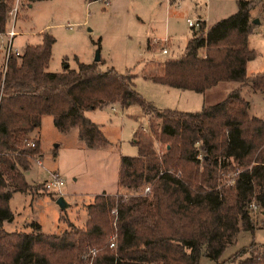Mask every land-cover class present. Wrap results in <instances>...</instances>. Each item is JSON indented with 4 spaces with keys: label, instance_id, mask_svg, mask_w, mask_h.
<instances>
[{
    "label": "trees",
    "instance_id": "trees-1",
    "mask_svg": "<svg viewBox=\"0 0 264 264\" xmlns=\"http://www.w3.org/2000/svg\"><path fill=\"white\" fill-rule=\"evenodd\" d=\"M13 1L0 0V33ZM235 2L231 15L210 25L199 20L180 55L164 60L159 73L147 77L197 93L222 81L239 86L198 111L159 112L160 152L154 140L136 130V155L119 158L116 187L121 191L93 195L83 225L59 234L42 233L36 222L29 232L2 228L13 219L11 195L42 187L24 177L39 156L41 117L50 116L59 132L75 130L84 147L99 149L109 142L87 111L111 104H137L144 114L151 108L134 90L132 74L101 70L99 60L48 71L54 38L47 33H41L39 44L8 56L0 70V264H82L88 249L95 250L91 264H198L200 252L220 264L219 256L236 235L254 230L249 205L264 211V112L260 118L251 115L239 91L248 85L264 93V70L245 74L247 62L257 55L247 46L253 30L249 10L257 1ZM229 169L235 171L230 183L218 182ZM144 186L149 191L142 194ZM262 247L251 242L230 254L228 262L264 264Z\"/></svg>",
    "mask_w": 264,
    "mask_h": 264
},
{
    "label": "rangeland",
    "instance_id": "rangeland-1",
    "mask_svg": "<svg viewBox=\"0 0 264 264\" xmlns=\"http://www.w3.org/2000/svg\"><path fill=\"white\" fill-rule=\"evenodd\" d=\"M253 1L257 3L249 10L254 23L247 46L257 55L247 62L246 76L264 70V0ZM14 7V30L21 33L12 40L13 47L18 49L25 43H39L41 33L51 35L54 42L48 71H59L62 58L70 67L75 66L74 56L83 63H90L97 51L101 70L111 67L119 74L133 75V88L151 111H148V121L137 104L125 108L111 104L87 111V117L100 125L109 142L106 147L96 150L82 145L77 147L75 130L59 132L51 118L45 116L38 130L40 155L31 161V166L24 173L27 183L42 184V187L11 195L8 208L13 219L8 224L4 222L6 231H31V222L38 223L44 234H59L81 227L92 194L121 191L116 187L119 158L136 155L132 144L136 130L144 127L145 131H140L154 140L155 148L160 152L163 145L157 140L159 112L164 109L198 111L202 106L222 100L230 90L239 86L233 81H222L205 93H197L168 87L147 77L158 74L159 64L165 59L180 55L193 29L187 26L186 19L199 20L200 17L210 25L234 13L235 0H110L107 5L99 0H14L11 9ZM9 26L10 17H7L6 28ZM151 38H166L164 46L167 53L161 54L159 45L150 43ZM97 40L98 45L95 44ZM239 92L248 101L250 114H263V92H253L248 85L241 86ZM52 173L60 176L62 186L59 191L47 192L43 189V181L48 180ZM234 175L235 171L229 169L220 175L218 182L228 184ZM64 191L73 195L64 196ZM58 196L66 201L65 209L55 204ZM250 211L255 222L254 230L239 232L235 241L223 250L218 263L229 264L230 254L251 242L264 248V227L260 226L264 211L259 212L256 208H250ZM92 260L81 258L82 264H91ZM198 264L215 263L200 252Z\"/></svg>",
    "mask_w": 264,
    "mask_h": 264
},
{
    "label": "built area",
    "instance_id": "built-area-1",
    "mask_svg": "<svg viewBox=\"0 0 264 264\" xmlns=\"http://www.w3.org/2000/svg\"><path fill=\"white\" fill-rule=\"evenodd\" d=\"M103 4L107 5L110 0H99ZM16 8H12L8 10L6 17H10V26L6 28L3 32L0 33V66L1 71H4L5 65H6V60L9 55L14 54L18 55L20 51L16 49L15 47L12 46V40L13 36L16 34L14 30V15H15ZM198 22L199 20H192V19H186V24L189 27L197 28L198 27ZM167 42L166 38H163L162 40H157L155 38L150 39L151 44L159 45V51L161 54H166L167 50L164 46V44ZM149 44V42H148ZM112 109V107H111ZM144 119L148 121L150 119V114L145 113L144 114ZM140 130L145 131L144 127H140ZM27 145L30 147H33L34 142L32 140H29L27 142ZM39 157V156H38ZM36 157L35 160L38 158ZM62 186V180L60 179V176L57 173H52L50 178L46 181H43V189L47 192L51 191H59ZM149 191L148 186H144L141 188L140 193L145 194ZM250 208H255L254 204L251 203L249 205ZM109 247L113 248L114 243H113V238H111V241L109 243ZM95 255V250L94 249H88L85 253L82 254L81 258H93Z\"/></svg>",
    "mask_w": 264,
    "mask_h": 264
},
{
    "label": "crops",
    "instance_id": "crops-1",
    "mask_svg": "<svg viewBox=\"0 0 264 264\" xmlns=\"http://www.w3.org/2000/svg\"><path fill=\"white\" fill-rule=\"evenodd\" d=\"M199 20H201V18L199 17ZM205 22V21H204ZM20 33H21V31L20 30H16V34L13 36V39L15 38V36H17V35H20ZM40 41H41V38H40ZM40 41H39V43H40ZM39 43H25L24 45H36V44H39ZM148 48V47H147ZM17 49V48H16ZM22 49V47H18V50L20 51ZM171 59H173V58H171ZM166 60V59H165ZM66 59L65 58H62L61 59V63H62V65H61V68H60V70L63 68V67H65V66H67V67H69V68H75V66H76V62H81V61H79L78 59H77V57L76 56H74L73 57V61H74V64H75V66L74 67H70L69 66V64L68 63H66ZM83 63V62H82ZM48 68V67H47ZM59 70V71H60ZM52 72H57V71H52ZM215 86V85H214ZM213 87V86H212ZM211 88V87H210ZM210 88H208V89H210ZM208 89H206V90H204L203 92H201V93H205L206 91H208ZM248 110H249V108H248ZM250 113V112H249ZM252 115V114H251ZM45 116H48V115H44V116H42L41 117V119H40V124H41V121H42V119L45 117ZM87 116V115H86ZM255 116V115H254ZM263 116V114L262 115H260V116H257V117H262ZM50 117V116H49ZM51 118V117H50ZM40 124H39V128H38V130L40 129ZM36 138L38 139V144H39V151H41L40 150V135H39V131H37V134H36ZM76 145H77V147H78V145H82V143L78 140V138H77V135H76ZM82 147H84L83 145H82ZM104 148V147H103ZM89 149V148H88ZM99 149H101V148H99ZM96 150V149H95ZM39 155H40V152H39ZM101 192H103V191H101ZM100 192V193H101ZM110 193H114V192H110ZM63 194H64V196H72L73 195V193L72 192H63ZM81 194V193H80ZM96 194H99V193H96ZM83 195V194H82ZM94 194H92L91 196H93ZM9 201V200H8ZM12 213V212H11ZM13 215V214H12ZM5 222V221H4ZM4 222H2V228L4 229ZM6 224H8V222L6 223ZM38 224V223H37ZM39 225V224H38ZM5 230V229H4ZM11 231H13V230H11ZM27 232H29V231H27Z\"/></svg>",
    "mask_w": 264,
    "mask_h": 264
},
{
    "label": "water",
    "instance_id": "water-1",
    "mask_svg": "<svg viewBox=\"0 0 264 264\" xmlns=\"http://www.w3.org/2000/svg\"><path fill=\"white\" fill-rule=\"evenodd\" d=\"M252 23H254V21H252ZM99 60V56H98V53L97 51L95 52L94 54V57H93V61L97 62ZM55 204L60 208V209H65L67 207V203L66 201L63 199L62 196H58L56 199H55Z\"/></svg>",
    "mask_w": 264,
    "mask_h": 264
}]
</instances>
